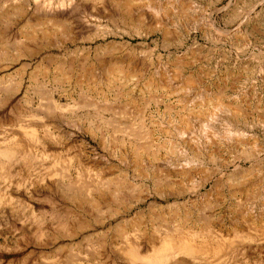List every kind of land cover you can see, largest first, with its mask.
Instances as JSON below:
<instances>
[{
	"label": "rangeland",
	"instance_id": "374dc122",
	"mask_svg": "<svg viewBox=\"0 0 264 264\" xmlns=\"http://www.w3.org/2000/svg\"><path fill=\"white\" fill-rule=\"evenodd\" d=\"M62 1L68 32L35 26L38 6L59 0H0V149L20 144L0 163V264H129V245L149 250L167 225L223 233L214 264L264 263V0H152L159 13ZM48 57L51 71L35 75ZM124 61L129 76H110ZM210 96L235 109L231 138H209L224 128V117L212 134L201 122ZM120 170L134 184L116 192ZM80 180L91 194L73 198L66 190ZM95 186L111 204L90 201Z\"/></svg>",
	"mask_w": 264,
	"mask_h": 264
},
{
	"label": "bare ground",
	"instance_id": "6f19581e",
	"mask_svg": "<svg viewBox=\"0 0 264 264\" xmlns=\"http://www.w3.org/2000/svg\"><path fill=\"white\" fill-rule=\"evenodd\" d=\"M37 1V0H35ZM114 1V0H113ZM122 2V1H121ZM144 3L146 4L149 9L153 10L154 12L159 13L162 8H160V6L158 5L155 6V3H152V0H124L123 1V6L126 9L127 13L129 12V10H131V7L133 6V4H137V3ZM64 3L62 0H59V2H57V4L54 3H49L48 5H36V7L38 6V10H43L42 12H44V15L41 17H37L36 20L37 22H35V26H42V23H48L50 25L53 26V29H62V30H66L65 32H68V28L69 24L67 25L68 21L65 19V17L59 15V11L58 13L57 10L60 7L64 6ZM71 4V3H70ZM57 5V6H56ZM68 5V4H67ZM79 5V4H78ZM139 7V6H138ZM173 7V6H172ZM23 8V7H22ZM140 8V7H139ZM184 10V9H183ZM34 11V10H33ZM37 10H35L36 12ZM39 12V11H38ZM152 12V11H151ZM163 12V11H162ZM62 13V11H61ZM126 13V14H127ZM13 14V13H12ZM42 14V13H40ZM50 14V15H48ZM64 14V13H63ZM128 15V14H127ZM8 16V15H7ZM123 17V16H122ZM131 20V19H130ZM67 21V22H66ZM126 21V20H125ZM130 22V21H129ZM46 25V24H45ZM49 25V26H50ZM33 28V27H32ZM35 29V28H34ZM52 29V28H51ZM33 30V29H32ZM41 30V29H40ZM27 31V30H26ZM25 31V32H26ZM43 32V31H42ZM53 32V31H52ZM63 32V31H62ZM51 33V31H50ZM25 34V33H24ZM46 35V33H45ZM35 37V36H34ZM3 39L2 42L6 43V44H2V45H7L10 38L4 39L1 38V40ZM1 42V41H0ZM1 45V46H2ZM8 51V50H7ZM26 52V51H25ZM4 53V52H3ZM13 55V54H12ZM54 61V59H52L51 57L47 58H43L41 59L37 65L35 66V72H33L35 75L40 72L42 73H49L52 69V62ZM58 62V61H57ZM96 62V63H94ZM92 63V68H91V73L92 75V81L93 79H96L97 75H95L94 70L96 69V65H99V63H97V61H94ZM116 63V62H115ZM119 66H114L112 67V69H108L109 70V74L110 76H112L113 78H120V79H126L130 72L133 71L132 66H131V62H122L120 64H118ZM67 67V66H66ZM70 67H68L69 69ZM73 68V67H72ZM56 74H61L62 72H64L62 70V67L58 66L56 68ZM134 73V72H133ZM55 74V75H56ZM37 77V76H36ZM111 78V77H110ZM109 79V78H108ZM59 80V79H58ZM161 81V80H160ZM121 82V81H120ZM145 83V82H144ZM187 82H185L186 84ZM189 83V82H188ZM113 84V83H112ZM111 84V85H112ZM155 84V83H154ZM110 85V86H111ZM121 85V84H120ZM148 85V84H147ZM160 85V84H159ZM81 86V85H80ZM110 86L107 87L108 90H114L113 88H111ZM149 86V85H148ZM184 86V85H183ZM114 87V86H113ZM191 87V86H190ZM116 88V86H115ZM187 88V87H186ZM83 89V88H82ZM148 89V88H147ZM152 89V88H151ZM86 93V92H85ZM114 93V92H113ZM223 94V93H222ZM47 95V94H46ZM52 95V94H51ZM50 95V96H51ZM85 94L82 93L83 98L86 96H84ZM206 95V94H205ZM123 96V95H122ZM43 97V96H42ZM203 97V95H202ZM205 97V96H204ZM212 96H210L209 98H202L199 102H198V108H200V110L202 108H208L203 114V118L201 119V122L205 124L206 127V132H210V129L208 128V124L209 123H213L214 121H216L219 117H224L222 121H224V128L221 130V134L219 133V131H214L213 134L209 137L211 139V137H219L222 136L223 138H231L232 134H233V130L231 128V123L234 117V112L233 110L235 109H231L230 106L222 100V98L220 99V97H215V98H211ZM49 98V96H48ZM81 98V97H80ZM106 98V96H105ZM108 98V97H107ZM106 98V99H107ZM201 98V97H200ZM105 99V100H106ZM52 103V102H51ZM58 106V105H57ZM56 106V107H57ZM84 106V105H83ZM109 106L106 105V107ZM52 107V106H51ZM49 108V107H48ZM197 108V107H196ZM211 108V109H209ZM57 109V108H56ZM237 110V109H236ZM48 111V110H47ZM240 111V110H239ZM98 112V111H97ZM121 112V111H120ZM119 113V112H118ZM124 113V112H123ZM200 113V112H199ZM191 115V114H190ZM201 115V114H200ZM231 115V117L229 116ZM124 117V116H123ZM190 118V117H189ZM195 118V117H194ZM228 119V120H227ZM182 122V121H181ZM189 122V121H188ZM226 122V123H225ZM229 122V123H227ZM207 123V124H206ZM259 124H262V126L264 127V121H258ZM184 124V123H183ZM203 124V126H204ZM207 125V126H206ZM175 126V125H174ZM214 127V126H213ZM118 128V127H117ZM126 129V128H125ZM132 129V128H131ZM181 129V128H180ZM121 130V129H120ZM127 130V129H126ZM140 130V129H139ZM215 130V129H214ZM213 131V130H212ZM92 132V131H91ZM133 132V130H132ZM203 132V130H202ZM204 133V132H203ZM235 133V132H234ZM209 134V133H208ZM136 135V133H135ZM207 135V134H206ZM131 136V135H130ZM143 137V136H142ZM194 137V136H193ZM138 138V137H137ZM135 139V138H134ZM188 139V138H187ZM209 139V140H210ZM192 140V139H191ZM226 141V140H225ZM17 142V141H16ZM217 142V141H216ZM124 144V143H123ZM210 144V143H209ZM212 145V144H211ZM138 147V145H137ZM138 149V148H137ZM136 149V150H137ZM140 149H142L140 147ZM147 148H145L144 150H146ZM166 149V148H165ZM173 149V148H172ZM133 150V149H132ZM139 150V149H138ZM170 150V149H169ZM255 151V150H254ZM20 152V144L19 142L15 145V146H9L6 145L3 148L0 149V163L3 164V161L5 158H10V157H15L17 155V153ZM170 152V151H169ZM22 153V152H21ZM138 153V151H137ZM136 153V154H137ZM140 153V152H139ZM174 153V152H173ZM179 153V152H178ZM26 155V154H25ZM142 156V155H141ZM155 156V155H154ZM157 156V155H156ZM20 157V156H19ZM155 158V157H154ZM138 159V158H137ZM185 159V158H184ZM136 160V159H135ZM187 160V159H186ZM133 161V160H132ZM138 161V160H137ZM136 161V162H137ZM191 161V159H190ZM140 162H142L140 160ZM185 162V161H183ZM197 162V161H196ZM135 163V162H134ZM132 163V165L134 164ZM138 163V162H137ZM180 163V162H179ZM190 163L187 162L183 163V164H187ZM127 164V163H126ZM136 164V163H135ZM168 164V163H167ZM181 164V163H180ZM131 165V163H130ZM138 164H136L137 166ZM141 165V164H140ZM139 165V166H140ZM107 166V165H106ZM126 166V165H125ZM176 166V165H175ZM109 167V166H107ZM135 167V166H134ZM183 167V166H182ZM143 168V167H142ZM169 168V167H168ZM176 168V167H174ZM178 168V167H177ZM192 168V167H191ZM138 169V168H137ZM136 169V170H137ZM180 169V168H179ZM182 169V168H181ZM106 170V169H105ZM124 170V168H123ZM170 170V169H169ZM191 170V169H190ZM190 170H188L190 172ZM121 172V170H120ZM146 172V170H145ZM172 172V171H171ZM182 172V171H181ZM63 173V172H62ZM169 173V172H168ZM64 174V173H63ZM122 176H120V178L118 177L115 183V188H116V192H119L122 188L123 185L121 183H129L134 184L133 180H130L128 178V176L125 174V171L121 172ZM172 174V173H171ZM169 174V175H171ZM184 174V172H183ZM189 174V173H188ZM191 174V173H190ZM112 175V174H111ZM134 175V174H133ZM137 175V174H136ZM173 175V174H172ZM115 176V175H114ZM119 176V175H117ZM139 176V175H138ZM190 176V175H188ZM207 176V175H206ZM153 177V176H150ZM185 177V176H184ZM205 177V176H203ZM202 177V178H203ZM195 178V177H194ZM201 178V179H202ZM87 179V178H86ZM99 180L98 178V182L101 184L100 186L103 189H108L107 186L108 181L106 179V177H100ZM156 179V178H155ZM169 179V178H166ZM84 180V179H82ZM208 180V179H207ZM88 181V180H87ZM97 181V179H96ZM110 181V180H109ZM114 181V180H113ZM196 180H194L195 182ZM90 182V181H89ZM89 182H81V180L79 181L78 184H74V183H70L69 184V188L66 190L67 194H71L70 196L73 198H78L80 197L82 194H89L90 191L92 189L91 185L89 184ZM111 182V181H110ZM199 182V180H198ZM93 183V182H92ZM113 183V185H114ZM201 183V182H200ZM220 183V182H219ZM170 184V183H169ZM195 184V183H194ZM200 185V184H199ZM203 186V184H202ZM218 186V185H217ZM113 187V186H112ZM126 187V186H125ZM192 188V187H191ZM96 191H99V189L97 190V187L95 186L94 188ZM196 190V189H194ZM211 190V189H210ZM218 191V189H216ZM105 191V190H104ZM110 191V190H109ZM158 191V190H157ZM248 191V190H247ZM111 192V191H110ZM115 192V191H114ZM196 192V191H195ZM199 192V191H198ZM207 192V191H206ZM162 193V192H161ZM86 194V195H87ZM91 194V193H90ZM117 194V193H116ZM163 194V193H162ZM207 195V193H206ZM209 195V193H208ZM83 196V195H82ZM88 196V195H87ZM205 196V195H204ZM210 196V195H209ZM212 196V195H211ZM215 196V194L213 195ZM233 196V195H232ZM84 197V196H83ZM89 197H91L92 199H90V201L94 204V205H109L111 204V202L113 201L112 197L110 195H108L106 192H101L99 191L95 196L90 195ZM208 198V197H207ZM211 198V197H210ZM79 199V198H78ZM76 199V200H78ZM89 199V198H88ZM206 199V198H205ZM209 199V198H208ZM87 200V199H86ZM119 200V199H118ZM204 200V199H203ZM191 201V200H190ZM206 201V200H205ZM212 201V200H211ZM214 201V200H213ZM79 202V200H78ZM195 202V201H194ZM204 202V201H203ZM207 202V201H206ZM89 203V202H88ZM176 203V202H175ZM209 203V202H208ZM207 203V204H208ZM204 204V203H203ZM212 204V203H211ZM150 205H162L159 204L157 202H152L149 204ZM168 205V204H167ZM192 205V204H191ZM263 205V204H261ZM96 207V206H95ZM101 207V206H100ZM160 208H162L163 206H159ZM158 207V208H159ZM164 208V207H163ZM166 208V207H165ZM153 209V208H152ZM170 209V208H169ZM141 210V209H140ZM155 210V209H154ZM163 210V209H160ZM158 211V210H157ZM163 212V211H162ZM249 213V212H248ZM158 214V213H157ZM162 214V213H161ZM188 214V213H187ZM263 214V213H262ZM164 216V212L162 214ZM161 215V217H162ZM264 215V214H263ZM143 216V213H139L137 214L135 217L133 216L132 218L134 221L133 222V226L135 228H141L143 227L141 224V217ZM160 216V213H159ZM144 217V216H143ZM160 217V218H161ZM262 217V216H261ZM185 219V218H184ZM189 218H187V220H189ZM186 220V221H187ZM206 220V219H205ZM166 222V221H165ZM193 222V221H192ZM210 222V221H207ZM231 222V221H230ZM261 222V221H259ZM121 223V222H119ZM124 223V222H122ZM121 223V224H122ZM196 223V222H195ZM202 223V222H201ZM211 223V222H210ZM146 224V223H144ZM162 224V223H161ZM194 224V223H193ZM124 225V224H123ZM177 225V224H176ZM191 225V224H190ZM227 225V224H225ZM234 225V224H233ZM192 226V225H191ZM120 227V225H119ZM145 227V225H144ZM194 227V226H193ZM231 227V226H229ZM124 228V226H123ZM146 228V227H145ZM189 228V227H188ZM257 228V227H256ZM118 230V229H117ZM165 230V229H164ZM229 230V229H228ZM257 230V229H256ZM263 230V229H261ZM210 232V228L209 225H201L198 227H195L194 229L191 230H187L185 229V226H180L178 225L177 227L172 228L169 227L167 225V229L165 230L166 235L163 237L160 236L159 240L157 241V243H153V246H151V248L149 250H146L144 248H142L141 243L139 242H133L131 245H129L128 249L126 250L125 254L128 256L129 259V264H214L216 261L220 260V251L223 249L224 243L227 238L225 237V235L223 233H218L217 231H212V237L211 239L206 238V233ZM222 231V230H221ZM231 231H233V234H239V232H243V228L241 229L240 225H235L232 226ZM235 232V233H234ZM118 233V232H117ZM122 233V232H121ZM141 233V232H140ZM145 233V232H144ZM126 234V233H125ZM158 234V233H157ZM140 235V234H139ZM242 235V234H240ZM125 236V235H124ZM140 236H144L140 235ZM159 236V234H158ZM127 237V236H126ZM151 238V237H150ZM232 239V238H231ZM236 239V238H235ZM239 239V238H238ZM156 240V239H155ZM215 240V243H213L212 241ZM243 240V239H242ZM153 241V240H152ZM147 242V241H146ZM145 242V243H146ZM232 242V240H231ZM126 243V242H125ZM144 243V242H143ZM148 243V242H147ZM127 247V246H126ZM148 247V246H147ZM124 248V247H123ZM227 249V248H226ZM124 253V252H122ZM76 258V257H75ZM236 259L234 258V260H230L229 263H233V261H235ZM260 264H264V263H260Z\"/></svg>",
	"mask_w": 264,
	"mask_h": 264
}]
</instances>
